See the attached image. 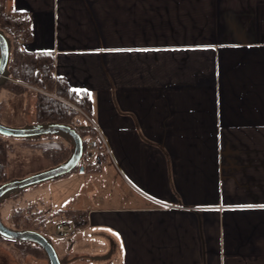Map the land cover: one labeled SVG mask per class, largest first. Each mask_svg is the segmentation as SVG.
I'll list each match as a JSON object with an SVG mask.
<instances>
[{
  "label": "crops",
  "instance_id": "crops-1",
  "mask_svg": "<svg viewBox=\"0 0 264 264\" xmlns=\"http://www.w3.org/2000/svg\"><path fill=\"white\" fill-rule=\"evenodd\" d=\"M6 6L30 14L24 48L88 94L108 149L54 180L53 209L87 212L56 238L65 263L264 264V0ZM85 171H105L99 189ZM15 248L0 236V264Z\"/></svg>",
  "mask_w": 264,
  "mask_h": 264
},
{
  "label": "trees",
  "instance_id": "trees-1",
  "mask_svg": "<svg viewBox=\"0 0 264 264\" xmlns=\"http://www.w3.org/2000/svg\"><path fill=\"white\" fill-rule=\"evenodd\" d=\"M6 1L0 0V31L7 37L10 51L5 70L7 77L0 79V90L21 95L23 92H31L30 87H36L34 123H56L72 128L82 141V155L85 159L92 139L98 140V148H102L103 145L97 130L90 123L83 121L84 116L81 112L90 116L91 99L85 92L71 90L63 78L55 76L54 58L51 53L30 52L24 48V43L32 38L30 14L9 10ZM5 101L4 97H0V111ZM45 135L49 141L40 144L44 149V159L51 162V165L45 168L49 169L64 162L70 156L72 146L69 142L55 139L53 134ZM6 145L7 142L0 137V186L10 182L5 155ZM96 161L97 158L95 166ZM83 166L88 169L92 167L86 164ZM76 169L77 166L73 170ZM21 191L23 190L7 195L2 202L19 199ZM12 210L11 222L6 224L15 229H30L44 234V228L52 221L64 222L63 224L73 227H84L87 224L85 210L56 209L47 213L31 199L25 204L15 206ZM14 244L23 254L46 257L43 250L34 243L14 242Z\"/></svg>",
  "mask_w": 264,
  "mask_h": 264
},
{
  "label": "rangeland",
  "instance_id": "rangeland-1",
  "mask_svg": "<svg viewBox=\"0 0 264 264\" xmlns=\"http://www.w3.org/2000/svg\"><path fill=\"white\" fill-rule=\"evenodd\" d=\"M31 92L28 91L27 93H23L22 95H14L11 93H7L3 95L5 98V105L2 106L0 111V119L8 126L13 127H21V126H29L32 125L35 121V114H34V104H35V91L37 90L36 87H30ZM2 97V96H1ZM84 116L83 121L84 123L88 122L90 123L95 129L96 126L92 122L91 118H89L85 113L81 112ZM97 130V129H96ZM0 137L3 138L7 142L6 149H5V155L7 158V173L10 178V182H16L20 179H23L28 176H32L35 174H38L40 172L45 171L46 167L51 165L50 160L44 159V149L41 146L40 143L49 141V138L47 135H41L37 137V135L32 136H5L1 135ZM53 137L55 139H61L63 142H67L66 139H64L59 134H53ZM100 137V136H99ZM102 148H97L96 155L100 153H106L108 152V149L105 145V141L102 138ZM94 165L95 161L91 160L89 158L81 156L79 160V166L82 165H88L87 164ZM45 169V170H44ZM76 175L80 176V174L84 173L83 171H80V169L75 170ZM88 172V171H85ZM87 178L90 179L89 185H95L96 188H100V185L102 184L101 181L105 180L106 173L105 171L102 173L92 174V173H86L85 175ZM56 179L48 180L45 182H41L39 184H36L34 186H30L25 188L23 191H21V196L19 199L16 200H6L0 203V216L3 219V221L6 223H10V216L12 214V209L19 205V204H25L29 199L35 200L37 202V205L42 207L47 213H51L52 211L56 210L53 207L55 206V196L58 194V190L61 188L56 189V184L54 183ZM55 184V186H54ZM100 184V185H99ZM65 188H70V186H67ZM60 192V191H59ZM67 192V191H66ZM49 204V205H48ZM53 206V207H52ZM59 221H52L47 224V227L44 228V235L52 242L56 250H58V255L60 259H62V264H66L65 260H63V248H60L59 240L56 239L58 237H69L71 230H69L68 226L66 224H63L64 222ZM57 224L64 225L65 232L59 233L56 229ZM66 225V226H65ZM12 243V241H11ZM67 243V244H66ZM66 246L68 245V241L66 242ZM65 246V247H66ZM16 247V246H15ZM62 249V250H61ZM15 252L18 254L17 256V262L16 264H20L19 261L23 260L25 256H28L24 261L27 262V264H41L39 259H45L46 257L35 256L32 254H23L18 250V247L15 248ZM21 254V255H19ZM24 255L23 258H20V256ZM48 263V261H47Z\"/></svg>",
  "mask_w": 264,
  "mask_h": 264
},
{
  "label": "water",
  "instance_id": "water-1",
  "mask_svg": "<svg viewBox=\"0 0 264 264\" xmlns=\"http://www.w3.org/2000/svg\"><path fill=\"white\" fill-rule=\"evenodd\" d=\"M9 41L0 31V79L6 78L5 70L9 60ZM59 134L72 146L70 156L62 163L46 169L38 174L25 177L16 182H8L0 186V203L9 194L24 190L41 182L56 179L69 172L76 166L83 171L84 166H79V160L83 154L82 141L79 135L65 125L49 123L34 124L29 126L11 127L0 121V134L5 136H32L45 134ZM0 236L12 242H30L38 245L47 258L48 264H62L58 252L52 242L42 233L30 229H15L8 226L0 216Z\"/></svg>",
  "mask_w": 264,
  "mask_h": 264
},
{
  "label": "built area",
  "instance_id": "built-area-1",
  "mask_svg": "<svg viewBox=\"0 0 264 264\" xmlns=\"http://www.w3.org/2000/svg\"><path fill=\"white\" fill-rule=\"evenodd\" d=\"M100 138L102 140L101 136H100ZM97 148H98V140L92 139L89 143V147H88V151H87V158L95 161V159L97 157V155H96ZM56 229L58 230L59 233L65 232L64 225H62V224H57Z\"/></svg>",
  "mask_w": 264,
  "mask_h": 264
}]
</instances>
